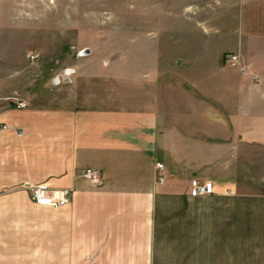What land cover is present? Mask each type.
I'll return each mask as SVG.
<instances>
[{
    "label": "crops",
    "instance_id": "1",
    "mask_svg": "<svg viewBox=\"0 0 264 264\" xmlns=\"http://www.w3.org/2000/svg\"><path fill=\"white\" fill-rule=\"evenodd\" d=\"M181 3L186 58L159 65L150 45L152 61L118 64L117 93L91 64L58 85L36 62L0 68V264H264V0ZM47 8L0 0L1 29ZM204 181L212 194L191 197ZM35 185L68 203L34 205Z\"/></svg>",
    "mask_w": 264,
    "mask_h": 264
},
{
    "label": "rangeland",
    "instance_id": "2",
    "mask_svg": "<svg viewBox=\"0 0 264 264\" xmlns=\"http://www.w3.org/2000/svg\"><path fill=\"white\" fill-rule=\"evenodd\" d=\"M169 1L54 0L52 6V0H45V6L50 8L26 26L8 27L6 31L0 26V68L36 62L42 69L39 76H51L52 80L63 68L75 62L81 68L91 64V77L104 78L105 87L117 93L121 84L131 83L119 81L120 74L132 72L119 70L118 67H122L119 65L152 61L150 45L160 51L156 59L159 65H172L186 58L188 47L192 45L187 44L191 39L186 30L189 27L181 18L182 3L181 0H173V4ZM170 17L174 18L170 20ZM143 32H149L150 37L142 36ZM3 33L12 34L7 46ZM148 39L151 42L148 43ZM81 49H86L88 54L75 57ZM27 51H33L28 53L34 57L32 60L25 58ZM57 51L61 52L56 54ZM99 65H104V70ZM241 66L244 68L242 61ZM33 90L37 92L40 87L36 85ZM44 91L49 93L47 88Z\"/></svg>",
    "mask_w": 264,
    "mask_h": 264
},
{
    "label": "built area",
    "instance_id": "3",
    "mask_svg": "<svg viewBox=\"0 0 264 264\" xmlns=\"http://www.w3.org/2000/svg\"><path fill=\"white\" fill-rule=\"evenodd\" d=\"M75 57H85L88 54L86 49H81L75 53ZM26 57L32 60L34 57L30 55H26ZM222 61L230 68L235 69L238 73H244V68L241 66L240 57L236 53H226L222 57ZM74 74V70L72 68H63L62 71L55 77L52 78V85H58L60 83H68L70 81V77ZM5 100L12 102L14 107L17 109L24 108L26 103L23 101H19L14 98H5ZM4 126H1V129H4ZM18 135L19 132L16 131ZM156 168V180L157 183H161L163 181V176L161 173L162 165L157 163L155 165ZM81 177L89 182V183H97L99 180V175L97 171L85 168L81 171ZM29 191L31 192V201L36 206H44V207H52L57 208L64 206L68 203L67 193L66 191L55 192L46 187L45 185H35L33 187H29ZM213 191L212 183L210 181L204 182H195L191 185L189 190V195L191 197L198 196H207L211 195Z\"/></svg>",
    "mask_w": 264,
    "mask_h": 264
}]
</instances>
